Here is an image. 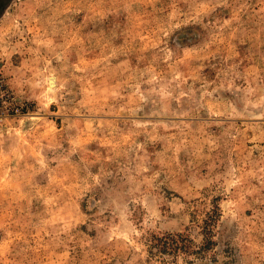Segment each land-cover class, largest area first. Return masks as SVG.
I'll list each match as a JSON object with an SVG mask.
<instances>
[{"label": "rangeland", "instance_id": "1", "mask_svg": "<svg viewBox=\"0 0 264 264\" xmlns=\"http://www.w3.org/2000/svg\"><path fill=\"white\" fill-rule=\"evenodd\" d=\"M0 264H264V0H0Z\"/></svg>", "mask_w": 264, "mask_h": 264}, {"label": "trees", "instance_id": "2", "mask_svg": "<svg viewBox=\"0 0 264 264\" xmlns=\"http://www.w3.org/2000/svg\"><path fill=\"white\" fill-rule=\"evenodd\" d=\"M172 242H174V241H172ZM164 244V243H163ZM169 244H171V242H169ZM164 246V245H163ZM171 246H172V244H171Z\"/></svg>", "mask_w": 264, "mask_h": 264}]
</instances>
